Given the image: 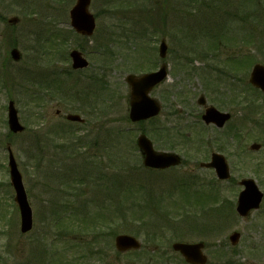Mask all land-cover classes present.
Here are the masks:
<instances>
[{
    "label": "rangeland",
    "instance_id": "1",
    "mask_svg": "<svg viewBox=\"0 0 264 264\" xmlns=\"http://www.w3.org/2000/svg\"><path fill=\"white\" fill-rule=\"evenodd\" d=\"M75 1L0 0V264H62L63 259L72 264H184L172 249L180 240L205 242L207 264H264V204L246 218L235 211L241 178H255L264 192V95H256L248 80L253 65L264 64V0H92L97 27L91 37L70 25ZM12 16L20 18L15 26L7 23ZM163 39L165 59L158 51ZM13 46L23 55L18 62L9 54ZM73 49L88 58L87 69L73 70ZM235 57L243 59L233 62ZM164 60L169 77L152 91L162 104L160 114L132 122L126 75L155 70ZM55 79L64 80V95L44 86ZM236 82L241 99L230 102L231 90L237 89L230 85ZM220 93L225 95L222 106L216 100ZM202 94L208 104L231 113L223 128L202 121L204 109L197 104ZM244 94L254 98L248 101ZM10 99L27 128L23 133L11 134L8 128ZM69 112L85 122L67 121ZM201 131L209 142L225 135L222 151L213 143L210 148L226 156L234 179L214 183L220 203L224 198L233 202L220 228L202 224L200 212L191 213L193 206L186 209L199 222L184 225L187 211L176 203L179 196L173 198L181 187L175 185L188 173L215 178L188 146ZM142 132L157 150L180 153L185 163L165 172L144 167L136 145ZM8 142L33 208L34 225L27 233L20 230L10 183ZM254 142L260 150L250 148ZM64 202H75L77 210L63 221L66 229L55 224L65 212ZM159 202L171 215L154 229L151 219L162 211L148 207ZM220 214L207 212L205 223H214ZM236 230L241 238L233 246L229 236ZM123 233L137 237L142 251H118L115 237Z\"/></svg>",
    "mask_w": 264,
    "mask_h": 264
},
{
    "label": "water",
    "instance_id": "2",
    "mask_svg": "<svg viewBox=\"0 0 264 264\" xmlns=\"http://www.w3.org/2000/svg\"><path fill=\"white\" fill-rule=\"evenodd\" d=\"M91 0H77V3L70 11L71 24L80 33L84 35H92L96 26L95 17L89 11V5ZM18 21L17 17H11L9 22L14 24ZM167 52V44L165 40L160 45V55L165 57ZM11 55L14 60L21 58V52L18 48L11 50ZM74 68H84L88 66V61L83 57L82 53L74 50L71 52ZM167 76V65L163 64L162 67L151 73H146L141 76L130 74L127 76V82L131 87L130 96V117L133 121H139L148 119L157 115L160 111V104L156 99L150 96V91L155 85L163 81ZM251 83L260 87L264 91V66L257 64L253 68L250 78ZM199 103H205V98L202 96L199 99ZM231 115L229 113L221 112L215 107H209L206 113L203 115V119L206 123H215L218 127L224 126L225 122L229 120ZM69 120L83 121V119L77 114H69L67 116ZM8 124L12 132L19 133L25 130V126L21 124L18 116V110L15 107V102L10 101L8 106ZM138 145L142 151L144 163L146 166L155 168H166L171 165L180 163V157L174 153L157 152L153 147L152 141L146 136L141 135L138 138ZM259 144H253L252 148L258 149ZM9 150V169L11 184L15 190V201L18 204L21 215V231L26 233L33 227V210L30 205L28 194L23 182L22 173L19 170L16 158L12 151L11 145H8ZM209 167H215L217 174L221 178H228L230 176V170L223 155L214 154L212 162L207 164ZM245 185V189L241 192L239 197V205L237 207L238 212L245 216L253 208H258L263 193L259 189L254 179H244L241 182ZM239 234L233 233L231 240L236 243ZM117 247L120 250H126L129 248L139 247V243L135 238L128 235H119L116 238ZM201 245H189L176 243L175 249L180 250L187 260L191 263L205 264L206 257L202 255L200 247Z\"/></svg>",
    "mask_w": 264,
    "mask_h": 264
},
{
    "label": "flooded vegetation",
    "instance_id": "3",
    "mask_svg": "<svg viewBox=\"0 0 264 264\" xmlns=\"http://www.w3.org/2000/svg\"><path fill=\"white\" fill-rule=\"evenodd\" d=\"M216 93H214L215 95ZM204 98H205V103L204 104H199V101H197V104L199 106H201L203 109H204V112L205 110L209 107V106H215L213 104H208V99L205 95H203ZM210 96V95H209ZM223 93H220L217 97H216V100H217V104L219 105L220 104V101L221 99L223 98ZM239 97V96H238ZM199 100V99H198ZM216 100L214 99V103H216ZM203 114V113H202ZM202 117V115H201ZM207 126H214V125H207ZM217 128V127H216ZM217 129H221V128H217ZM224 141V138L221 137V135L217 138H214L212 139L210 142L209 141H190L188 143V146L189 147H192L193 150H194V153H195V156L197 157L196 159H200V157H202V160L199 162V161H196L199 163L200 167L201 168H205V169H208V170H213L214 171V176L215 178H206L208 180H204V179H201L197 173H188L186 176L191 178V180L193 181V184L196 186L197 184H200L202 187L200 189H178V191L176 193H178L177 195H174L173 198L175 199L176 196H179L180 197V200L177 199V204L181 207V206H184L185 209L186 208H190L191 206H193L195 212H200V213H207V212H218V211H223L224 208H225V205H224V201H225V198L221 201L220 203V198H219V189L217 188V186L215 184H219L220 182H226V181H231L232 179L230 180H222V179H219L218 176L216 175V172H215V169L214 168H207V167H203V164H205L206 162H209L211 160V157H212V154L217 151H212L211 150V145L213 143V145H218L220 148L219 151H222V149L225 147V143L223 142ZM177 145V144H176ZM175 148V147H174ZM211 150V151H210ZM217 152V153H221V152ZM223 154V153H222ZM200 155V156H198ZM182 156V155H181ZM195 162V163H196ZM182 163H185V159L183 158L182 156ZM197 164V163H196ZM183 164H181L180 166H177L178 167H181ZM243 178H241L239 181H238V184L239 186H242L241 185V180ZM234 181V180H233ZM215 183V184H214ZM205 187V188H204ZM243 188V186H242ZM242 188L239 189V193L240 191L242 190ZM194 195H197V196H200V195H205V197L202 198L203 201L201 200H194L192 201V196ZM239 195V194H238ZM238 198V196H237ZM215 202V203H214ZM237 203V201H236ZM182 204V205H181ZM213 204H217V206H215V208L211 207V205ZM236 208V206H235ZM188 210V209H187ZM200 210V211H199ZM242 218V217H241ZM221 219L220 215H216V221L213 223V227L216 226V227H219L220 228V224H217V222ZM224 221L222 220V223ZM166 223V221H165ZM170 223V222H168ZM181 223H183L184 225L186 224L187 226H191V225H195L197 224L196 221H182ZM167 224V223H166ZM203 224V223H202ZM155 225H158L159 226V222L155 223ZM183 225V226H184ZM241 238V237H240ZM239 238V240H240ZM175 242H185V243H202V251L205 255H207L205 253V242L203 241H193V242H187V241H175ZM174 253L176 255H178L180 257V259L185 263V258L183 257V255L181 254V252L177 251V250H173ZM246 251V250H245ZM167 254V253H166ZM249 254V253H248ZM208 257V256H207ZM209 260V259H208ZM188 264V263H187Z\"/></svg>",
    "mask_w": 264,
    "mask_h": 264
},
{
    "label": "trees",
    "instance_id": "4",
    "mask_svg": "<svg viewBox=\"0 0 264 264\" xmlns=\"http://www.w3.org/2000/svg\"><path fill=\"white\" fill-rule=\"evenodd\" d=\"M62 146V145H61ZM69 148V147H68ZM114 184V183H113ZM63 208H65L64 209V211H66V212H69V215H66L63 219H64V221H67V220H69L70 218H71V216L77 211V210H75V204L74 203H72V202H65L63 205ZM68 214V213H67ZM63 219H61V220H63ZM67 224H68V222L67 223H65L64 225L66 226V228H67Z\"/></svg>",
    "mask_w": 264,
    "mask_h": 264
}]
</instances>
